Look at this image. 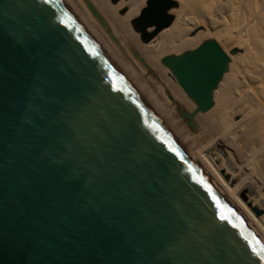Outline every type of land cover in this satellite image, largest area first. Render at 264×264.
<instances>
[{
    "label": "water",
    "instance_id": "1",
    "mask_svg": "<svg viewBox=\"0 0 264 264\" xmlns=\"http://www.w3.org/2000/svg\"><path fill=\"white\" fill-rule=\"evenodd\" d=\"M227 59L165 63L206 110ZM245 235L264 243V195L92 0H0V264H260Z\"/></svg>",
    "mask_w": 264,
    "mask_h": 264
},
{
    "label": "bare ground",
    "instance_id": "2",
    "mask_svg": "<svg viewBox=\"0 0 264 264\" xmlns=\"http://www.w3.org/2000/svg\"><path fill=\"white\" fill-rule=\"evenodd\" d=\"M92 1L264 195V0H176L177 6L170 9L174 16L171 24L146 42L132 25L146 0ZM216 26L220 27L214 30ZM241 32H246V37ZM213 37L228 59L211 90L212 105L206 111L188 95L165 59L179 58ZM235 45H240L243 53L231 56L238 53L229 54ZM240 113L243 116H235V124L231 123V117ZM250 113L254 117L248 116Z\"/></svg>",
    "mask_w": 264,
    "mask_h": 264
},
{
    "label": "snow or ice",
    "instance_id": "3",
    "mask_svg": "<svg viewBox=\"0 0 264 264\" xmlns=\"http://www.w3.org/2000/svg\"><path fill=\"white\" fill-rule=\"evenodd\" d=\"M56 0H44V3L48 4H54ZM60 23L65 24L67 27V24L65 23L64 19L60 20ZM172 151H175L174 149H170ZM176 155L179 156V153L176 152ZM221 220H227V216H225L223 213L220 215ZM235 227V225H233ZM244 240L247 241L248 247L251 250L252 255L260 262V264H264V243H261L260 240L256 239L255 237H252L249 239L248 235H245Z\"/></svg>",
    "mask_w": 264,
    "mask_h": 264
},
{
    "label": "rangeland",
    "instance_id": "4",
    "mask_svg": "<svg viewBox=\"0 0 264 264\" xmlns=\"http://www.w3.org/2000/svg\"><path fill=\"white\" fill-rule=\"evenodd\" d=\"M145 6V5H144ZM143 6V7H144ZM177 8H179V6L177 7ZM220 26H216L215 28H214V30H216V29H218ZM199 29H201L202 31H204V28H202V27H200ZM194 34V33H193ZM193 34H191V35H193ZM140 35V34H139ZM241 35L242 36H244V37H246V32H241ZM209 40H213V41H216L218 44H219V40L217 39V38H215V37H213V38H208V39H206L204 42H206V41H209ZM220 45V44H219ZM221 46V45H220ZM232 47H236V48H238V53L237 54H235V55H231V56H236V55H238L239 53H243V49L241 48V46L240 45H235V46H232ZM231 47V48H232ZM222 48V47H221ZM231 48H229V49H231ZM223 49V48H222ZM228 49V50H229ZM228 50L226 51V52H228ZM225 51V50H224ZM166 67V66H165ZM197 106H198V104H197ZM207 111V110H206ZM246 113V112H245ZM250 115H252L253 117H254V115L252 114V113H250L248 116H250ZM235 116H243V114L242 113H240V114H235V115H233L232 117H231V123H233V124H235L234 123V121H233V118L235 117ZM246 117V116H245ZM244 119V118H243ZM236 128V127H235ZM234 128V129H235ZM231 139V138H230ZM257 166V165H256ZM260 167V166H259Z\"/></svg>",
    "mask_w": 264,
    "mask_h": 264
}]
</instances>
